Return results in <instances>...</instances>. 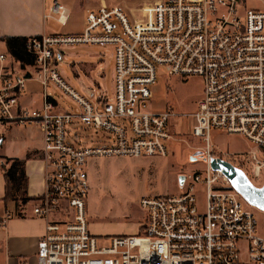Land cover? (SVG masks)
Returning a JSON list of instances; mask_svg holds the SVG:
<instances>
[{"label": "built area", "instance_id": "built-area-1", "mask_svg": "<svg viewBox=\"0 0 264 264\" xmlns=\"http://www.w3.org/2000/svg\"><path fill=\"white\" fill-rule=\"evenodd\" d=\"M244 1L161 0L144 7L139 21L122 7H101L87 13L81 33L29 38L35 66L27 71L0 54V135L10 126L35 128L46 155L45 191L33 209L47 220L36 264H264V235L253 210L264 211L211 166L212 159L227 161L264 187V11L246 9ZM52 12L65 24L66 8L55 4ZM78 46L113 52L112 94L100 92L93 101L63 77L57 61ZM160 72L202 82L190 117L192 136L205 144V171L182 177L178 194L142 197L137 234L94 235L88 163L169 155L176 115L149 108ZM33 80L43 91L40 109L21 103ZM57 92L71 101L68 110ZM213 131L242 137L254 149L223 159L212 151ZM6 167L0 156V175Z\"/></svg>", "mask_w": 264, "mask_h": 264}, {"label": "rangeland", "instance_id": "rangeland-1", "mask_svg": "<svg viewBox=\"0 0 264 264\" xmlns=\"http://www.w3.org/2000/svg\"><path fill=\"white\" fill-rule=\"evenodd\" d=\"M126 1L134 6L136 17L140 18L143 4L154 0ZM110 52L98 47L68 48L62 63H59V70L80 94H83L84 85L91 86L93 82L100 83L103 90L111 92L114 62ZM80 63L88 67L82 69ZM90 68L91 72H88ZM78 74L80 80L76 78ZM202 90V82L198 78L185 81L160 72L152 90L149 108L153 112L172 111L176 115L170 122L173 140L169 142V155L101 158L88 163L86 172L90 193L87 212L92 233L99 229L109 234L132 232L135 223L144 222V213L139 205L142 197L178 194L184 190L180 181L182 177L205 171V144L192 136L193 119L190 117L197 109ZM56 97L62 110L72 106L71 101L62 94L57 92ZM211 146L214 154L221 158L229 156L227 160L232 154L254 149L242 137L218 131L211 134ZM200 202L202 206L205 203L204 192L200 195ZM253 211L257 214L258 232L264 235V214Z\"/></svg>", "mask_w": 264, "mask_h": 264}, {"label": "crops", "instance_id": "crops-1", "mask_svg": "<svg viewBox=\"0 0 264 264\" xmlns=\"http://www.w3.org/2000/svg\"><path fill=\"white\" fill-rule=\"evenodd\" d=\"M160 1L145 3L141 10ZM55 4L67 9L69 15L65 24H61L58 21V14L52 12ZM117 6L124 8L132 20L142 19V14L140 18L136 17L134 6L126 0H0V54L8 55L6 44L2 41L4 37L29 39L35 36L81 33L85 29L86 15L89 11ZM244 7L264 11V0H245ZM65 56L66 52L57 61L58 67ZM111 57L113 60V52ZM80 65L82 69L88 67L83 63ZM88 72H91V68ZM76 78L80 80L79 74ZM112 88L114 89V70ZM113 89L111 92L103 90L100 83L93 82L91 86L84 85L82 93L96 101L100 99V92L112 94ZM42 95L40 83L33 80L29 82L21 103L29 108L40 109L43 107ZM2 134L0 156L7 159V167L5 173L0 175V264H21L25 261L36 264L38 243L44 236L47 226V220L37 218L33 214L35 200L45 191L47 162L42 136L35 128L18 126L5 128ZM10 174L15 176L10 187L13 189L12 193L7 187ZM21 176L27 180L25 194L20 188ZM141 226V222L135 223L132 232L127 231L128 233L109 234L99 229L93 234L134 235L142 230Z\"/></svg>", "mask_w": 264, "mask_h": 264}, {"label": "water", "instance_id": "water-1", "mask_svg": "<svg viewBox=\"0 0 264 264\" xmlns=\"http://www.w3.org/2000/svg\"><path fill=\"white\" fill-rule=\"evenodd\" d=\"M214 171H221L230 181L232 187L252 206L264 211V187H255L242 171L227 161L212 159ZM183 178H181V181Z\"/></svg>", "mask_w": 264, "mask_h": 264}, {"label": "trees", "instance_id": "trees-1", "mask_svg": "<svg viewBox=\"0 0 264 264\" xmlns=\"http://www.w3.org/2000/svg\"><path fill=\"white\" fill-rule=\"evenodd\" d=\"M2 41L6 44L8 55L12 59L13 63L18 64L22 70L27 71L28 67L35 66V56L30 53L27 49L28 39L22 37H4ZM12 177V178H11ZM15 176L13 174L9 175L7 187H9V192L12 190L11 183L13 182ZM20 188L23 190V194L26 193L27 180L24 176L20 177Z\"/></svg>", "mask_w": 264, "mask_h": 264}]
</instances>
